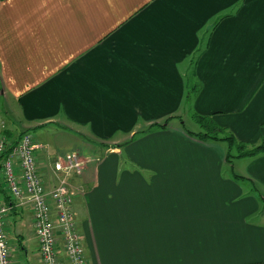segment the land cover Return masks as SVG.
Masks as SVG:
<instances>
[{
    "label": "crops",
    "instance_id": "obj_1",
    "mask_svg": "<svg viewBox=\"0 0 264 264\" xmlns=\"http://www.w3.org/2000/svg\"><path fill=\"white\" fill-rule=\"evenodd\" d=\"M185 111L264 138V0H0V133L44 145L41 171L79 154L87 264H264V154L230 170ZM0 197L12 264H39L1 166Z\"/></svg>",
    "mask_w": 264,
    "mask_h": 264
},
{
    "label": "built area",
    "instance_id": "obj_2",
    "mask_svg": "<svg viewBox=\"0 0 264 264\" xmlns=\"http://www.w3.org/2000/svg\"><path fill=\"white\" fill-rule=\"evenodd\" d=\"M31 133L17 141L0 138V166L4 189L16 206L29 207L39 264H87L83 236L76 226L71 178L82 173L76 152L57 156L50 164L54 182L44 178L36 152L43 148ZM10 205L0 197V264H12L6 220Z\"/></svg>",
    "mask_w": 264,
    "mask_h": 264
},
{
    "label": "trees",
    "instance_id": "obj_3",
    "mask_svg": "<svg viewBox=\"0 0 264 264\" xmlns=\"http://www.w3.org/2000/svg\"><path fill=\"white\" fill-rule=\"evenodd\" d=\"M189 94L190 93L186 94V98L189 97ZM192 117L198 125V128L194 131L184 127L186 132L203 141L223 143L225 146V161L229 164L232 163L234 158H249L257 156L259 154H264V138L260 139L257 143H247L244 141H240L227 127L221 126L220 124L215 122L211 115L193 114ZM169 118L165 119L163 123H156L151 125L149 129L153 127H166V123ZM25 132L26 131L22 132L21 134ZM21 134H19V137ZM15 141H17V139L13 142ZM233 175L235 178H242V176L240 175ZM254 188L256 189V187Z\"/></svg>",
    "mask_w": 264,
    "mask_h": 264
},
{
    "label": "rangeland",
    "instance_id": "obj_4",
    "mask_svg": "<svg viewBox=\"0 0 264 264\" xmlns=\"http://www.w3.org/2000/svg\"><path fill=\"white\" fill-rule=\"evenodd\" d=\"M184 126L185 128L187 129H190V130H194L193 126V122H192V116H190V113L187 114L186 111L184 112ZM2 122H5L7 125H12L11 123V119L8 117V115H6V113H1L0 114V124ZM3 126V125H2ZM197 130V129H195ZM232 132V131H231ZM4 135H2V132L0 133V138L3 137ZM17 136V135H16ZM12 141V140H11ZM248 159V157H245V158H234L232 163L229 165L230 167V170L232 171H236V173H239L241 174V169H242V166L244 164V162ZM48 164H47V167L45 166L43 169H42V174L44 176V178L48 179L49 177L51 178L50 180L48 179L49 182H51L53 179V174L52 172L50 171V164L49 162L50 161H47Z\"/></svg>",
    "mask_w": 264,
    "mask_h": 264
}]
</instances>
